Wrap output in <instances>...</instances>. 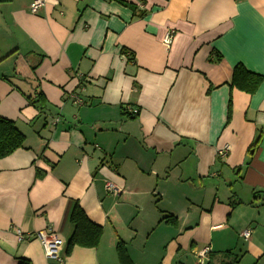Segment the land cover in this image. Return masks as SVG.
I'll use <instances>...</instances> for the list:
<instances>
[{
	"label": "crops",
	"instance_id": "0c3cea01",
	"mask_svg": "<svg viewBox=\"0 0 264 264\" xmlns=\"http://www.w3.org/2000/svg\"><path fill=\"white\" fill-rule=\"evenodd\" d=\"M33 1L0 0V117L25 137L0 159V264H118L117 243L132 264H264V0ZM75 205L99 244L47 259L28 236L66 244Z\"/></svg>",
	"mask_w": 264,
	"mask_h": 264
},
{
	"label": "trees",
	"instance_id": "16d2710c",
	"mask_svg": "<svg viewBox=\"0 0 264 264\" xmlns=\"http://www.w3.org/2000/svg\"><path fill=\"white\" fill-rule=\"evenodd\" d=\"M128 6L131 9L134 8L131 5ZM261 82L262 76L249 72L242 65H237L231 74L230 87L252 94L257 90ZM36 103H38V100ZM127 113H125L127 117H135L138 114V110L136 109V113L132 114L129 109ZM24 141V135L15 127L14 123L0 117V159L22 148ZM170 219V217H165L163 220L166 223L175 224L174 219ZM69 221L73 225L74 231L65 244L66 255H69L75 246L84 248L97 247L101 239V227L91 222L77 205L74 206ZM116 255L118 264H132L121 243L116 245ZM20 264L27 263L21 262Z\"/></svg>",
	"mask_w": 264,
	"mask_h": 264
},
{
	"label": "built area",
	"instance_id": "2783aa9c",
	"mask_svg": "<svg viewBox=\"0 0 264 264\" xmlns=\"http://www.w3.org/2000/svg\"><path fill=\"white\" fill-rule=\"evenodd\" d=\"M43 6V2L41 0H34L30 5H29V12L31 14H36L37 11ZM171 38H172V34H168L165 39L163 40V43L165 45H169L170 42H171ZM75 102L78 104L80 103L81 101L78 100L77 98H75ZM130 112L132 114H135L136 113V109H130ZM58 118L54 117L50 120V123H55L57 124L58 122ZM227 147H224L220 150L219 154L221 156H226L227 154ZM104 188L107 192H116V189H115V186L111 183V182H108L106 181L105 184H104ZM20 238H21V234L18 232ZM241 236L244 238V239H247L248 236H249V231L248 230H244L242 233H241ZM36 238L41 246H42V249H43V252H44V255L47 259H50V260H54L58 263H61V257L59 256V252L61 251V249L64 247V241L59 238L58 236L55 235V233H53L52 231L49 232V233H44V232H37L35 234H31L28 236V238ZM209 250V248H205L203 249L201 252H200V256H199V261L202 260V257L205 253H207Z\"/></svg>",
	"mask_w": 264,
	"mask_h": 264
}]
</instances>
